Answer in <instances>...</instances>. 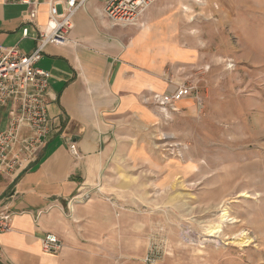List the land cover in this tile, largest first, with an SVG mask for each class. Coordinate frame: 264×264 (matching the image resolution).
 <instances>
[{
    "label": "rangeland",
    "instance_id": "374dc122",
    "mask_svg": "<svg viewBox=\"0 0 264 264\" xmlns=\"http://www.w3.org/2000/svg\"><path fill=\"white\" fill-rule=\"evenodd\" d=\"M114 27L152 34L171 91L65 206L81 264H264V0H152Z\"/></svg>",
    "mask_w": 264,
    "mask_h": 264
},
{
    "label": "crops",
    "instance_id": "0c3cea01",
    "mask_svg": "<svg viewBox=\"0 0 264 264\" xmlns=\"http://www.w3.org/2000/svg\"><path fill=\"white\" fill-rule=\"evenodd\" d=\"M28 13L25 5L0 0V46L34 52L36 42L23 37L25 28L36 33ZM107 19L104 1L90 0L75 17L72 43L48 47L37 64L51 74L48 113L55 130L17 181L0 179V212L13 214L12 229L0 234V264H81L68 240L73 222L65 206L96 182L129 125L153 123L148 102L155 94L171 91L152 34L139 32L129 42L128 28ZM36 23L46 25V5ZM7 125L8 110L0 108V129ZM72 212L76 222L85 210ZM48 234L63 241L60 253L44 252Z\"/></svg>",
    "mask_w": 264,
    "mask_h": 264
},
{
    "label": "built area",
    "instance_id": "2783aa9c",
    "mask_svg": "<svg viewBox=\"0 0 264 264\" xmlns=\"http://www.w3.org/2000/svg\"><path fill=\"white\" fill-rule=\"evenodd\" d=\"M89 1L5 0L29 8L27 21L36 33L31 36L25 28L23 37H31L36 48L31 54H24L17 47L0 46V108H8V125L0 129V179L17 181L55 130L48 113L54 101L50 95L51 74L37 64L48 47H65L72 43L75 17ZM151 3L152 0H105L104 13L113 26L136 24ZM42 5L47 6L44 27L36 23ZM187 95V88L180 87L168 102L175 105ZM70 150L78 156L75 143L71 142ZM12 218V213L0 212V234L12 229ZM42 248L46 253L57 254L64 244L56 235L48 234Z\"/></svg>",
    "mask_w": 264,
    "mask_h": 264
}]
</instances>
